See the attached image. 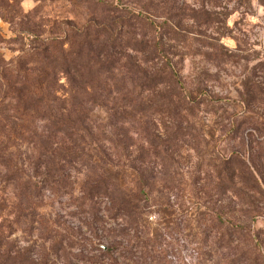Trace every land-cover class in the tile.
<instances>
[{
  "label": "rangeland",
  "instance_id": "rangeland-1",
  "mask_svg": "<svg viewBox=\"0 0 264 264\" xmlns=\"http://www.w3.org/2000/svg\"><path fill=\"white\" fill-rule=\"evenodd\" d=\"M0 264H264V0H0Z\"/></svg>",
  "mask_w": 264,
  "mask_h": 264
},
{
  "label": "trees",
  "instance_id": "trees-1",
  "mask_svg": "<svg viewBox=\"0 0 264 264\" xmlns=\"http://www.w3.org/2000/svg\"><path fill=\"white\" fill-rule=\"evenodd\" d=\"M139 18H143L140 17ZM142 20V19H141ZM153 50L158 54V58L161 60V64L164 67V69H168L171 71L172 65H171V61L168 58V56L166 55L164 48H163V44H162V40L158 39L154 42V46H153ZM115 187H119V184H115Z\"/></svg>",
  "mask_w": 264,
  "mask_h": 264
}]
</instances>
